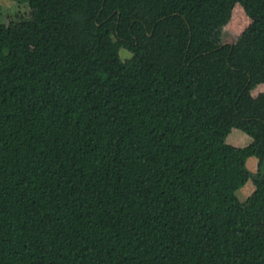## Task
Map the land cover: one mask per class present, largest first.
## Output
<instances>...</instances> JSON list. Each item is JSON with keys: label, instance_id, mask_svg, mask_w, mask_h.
Instances as JSON below:
<instances>
[{"label": "trees", "instance_id": "16d2710c", "mask_svg": "<svg viewBox=\"0 0 264 264\" xmlns=\"http://www.w3.org/2000/svg\"><path fill=\"white\" fill-rule=\"evenodd\" d=\"M24 1L0 17V264H264V0Z\"/></svg>", "mask_w": 264, "mask_h": 264}, {"label": "rangeland", "instance_id": "374dc122", "mask_svg": "<svg viewBox=\"0 0 264 264\" xmlns=\"http://www.w3.org/2000/svg\"><path fill=\"white\" fill-rule=\"evenodd\" d=\"M31 16V8L29 3L24 0H0V17L3 23L8 24L10 21L26 19ZM236 36L233 32L226 30L223 34L225 43L233 44ZM120 55L123 60L130 58V53L122 49ZM227 143L235 147H246L252 143V138L240 130L233 129L227 139ZM250 169L256 173L258 171V160L251 159L249 161ZM256 190L255 186L250 182L246 187H242L238 191V196L242 201Z\"/></svg>", "mask_w": 264, "mask_h": 264}]
</instances>
